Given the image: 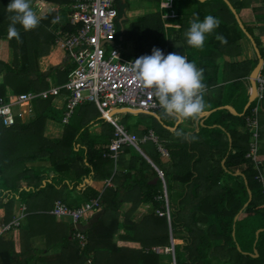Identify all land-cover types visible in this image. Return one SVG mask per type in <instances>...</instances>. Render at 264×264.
Instances as JSON below:
<instances>
[{"label": "trees", "instance_id": "trees-1", "mask_svg": "<svg viewBox=\"0 0 264 264\" xmlns=\"http://www.w3.org/2000/svg\"><path fill=\"white\" fill-rule=\"evenodd\" d=\"M50 1L65 0H43ZM154 1L159 6L161 0ZM10 2L0 0V40L7 39L11 50L10 59L0 57V96H4L7 85L17 94L45 89L53 69L63 64L69 70L74 67L66 59L48 71L39 70L38 58L55 44L58 35L70 29L67 24H53L54 13L48 12L39 16L40 23L33 30L24 31L17 25L22 41L17 42L7 32L9 17L13 15L6 9ZM258 2L262 6L254 4ZM172 6L176 10L175 17L162 19L159 9L147 12L140 22H130V26L124 28L122 38L131 37L134 23H141L142 44L137 45L139 51L147 53L145 55H151L153 48L167 50L168 54H181L186 49L188 61L201 67L205 85L217 83L221 70V79L229 80L223 103H231L237 113L217 109L192 131L179 125L170 131L167 126H173L176 119L163 116L161 121L153 119L154 123L143 131L152 128L169 150L167 164L152 142L143 143L152 145L148 151L139 144L164 173L166 203L162 179L133 146L124 145L116 160L106 155L113 135L112 124L108 123V131L98 136L89 135L87 126L75 132L66 126L61 138H48L43 135L46 120L60 121L61 116L50 99H35V112L27 123L0 127V223L19 218L17 226L12 224L0 234V264H173L172 252H165V248L171 247L175 264H264V193L262 184L255 178L258 174L255 163L245 156L251 138L245 117L253 102L243 115L238 114L248 99L243 78L249 75L251 63H233L230 69L223 63V68L219 69L215 61L222 50L233 47L239 37L233 40L228 35L227 28L237 23L231 7L238 15L246 9L264 11V0H172ZM122 13L120 6L119 16ZM194 14H198L201 21L209 14L221 21L212 34L206 35L202 50L189 46L185 37ZM239 18L244 29L238 28L250 34L264 61V48L254 31L255 26L243 21L240 15ZM165 21L179 26L164 27ZM263 21L258 19V22ZM216 34L225 36L227 44L216 40ZM147 38L150 39L146 41ZM37 42L44 44L41 52L34 50ZM220 105V100L215 101L216 107ZM230 123H233L231 127ZM258 153L264 154V143L260 144L259 136ZM44 158L52 170L50 180L45 172L33 166ZM257 167L264 173V159ZM110 175L114 187H106L101 193L85 187L81 192L87 201L100 196V206L82 230L86 235L82 246L73 235L72 224L57 219L49 211L55 200L73 207V199L68 201L67 192L85 179ZM53 189L61 191V196L51 195ZM125 202L130 206L121 213ZM141 203L150 204L152 210L135 220L133 214ZM119 230L122 233H118ZM115 234L120 240L138 242L140 247L117 245ZM171 238L181 242L171 246ZM155 248L162 251L157 252ZM166 258L168 263H165Z\"/></svg>", "mask_w": 264, "mask_h": 264}, {"label": "built area", "instance_id": "built-area-1", "mask_svg": "<svg viewBox=\"0 0 264 264\" xmlns=\"http://www.w3.org/2000/svg\"><path fill=\"white\" fill-rule=\"evenodd\" d=\"M119 4L120 0H66L64 4H57L54 9L57 12L55 17H60L58 14L61 10H65L64 25L67 24L70 30L58 35L55 44L65 51L67 59L74 64L71 74L60 85L38 92L28 91L10 93L9 97L0 96V126L11 127L29 116L32 110L31 103L36 98L57 97L63 91L65 97L62 122L68 121L79 104L93 102L101 117L114 125L107 156L116 159L124 145L137 148L139 142L146 141L154 142L158 151L168 156V151L152 131L138 138L134 133L127 132L122 125L117 124L111 116L116 110L156 115V110L160 108L151 90L145 89L132 73L126 71L125 64L133 62L141 55L129 60L123 59L119 49L115 47L118 37ZM48 7L46 9L52 11ZM108 44L113 46L107 48ZM162 51L165 55L168 54L166 50ZM250 93L254 95L253 106L245 117V125L251 131V140L245 156L257 165L259 162L257 160L258 114L264 103V61L256 72L255 90L250 87ZM14 106L17 107L15 110ZM158 173L163 176L160 169ZM255 178L262 184L264 193V173H258ZM99 206L100 196L75 207H70L61 200H55L49 212L57 219L72 224L75 229L73 235L83 246L86 243V235L79 228V224L87 212L94 211ZM21 216L22 214L19 217ZM18 223L19 218H14L8 223H0V234L10 229L12 224L17 226ZM155 251L159 252L162 249L155 248ZM169 251L173 252V247L165 248V252Z\"/></svg>", "mask_w": 264, "mask_h": 264}, {"label": "crops", "instance_id": "crops-1", "mask_svg": "<svg viewBox=\"0 0 264 264\" xmlns=\"http://www.w3.org/2000/svg\"><path fill=\"white\" fill-rule=\"evenodd\" d=\"M36 1H39L40 3H42L41 4V6H42L41 8H47L48 5H49L48 9L50 8L52 10V11H49V12L54 13V18H55L57 12H55L54 9L56 8L57 4H59L60 2L50 1L48 3H45V2H43V0H36ZM161 2L162 1H160V3H159L160 8H168L169 11H171V9L169 7H163L161 5ZM171 2H172V0H171ZM45 4H46V6H45ZM172 9H174L173 6H172ZM174 10H172L173 11L172 15H166L165 17L162 16V18H167V17L173 18V17H175L177 14H176V11H174ZM246 10H248V12L251 13V15L249 17H247V19L244 18V16H246L248 14L247 11L244 12V10H242L239 13V15L242 17L241 19L243 21L255 26L254 31L258 35V37H259V39L261 41V44H262V46L264 48V21L263 22H258V19H261V18L264 19V15H263V17L258 15V14L254 15V14H252L251 9H246ZM62 11H63V13H61ZM62 11L61 12L59 11L60 13L58 12L59 13L58 15H60L61 21L55 23V25L56 24H58V26L60 24L64 25V22L66 21V19H65L66 12H65V10H62ZM246 12H247V14H246ZM41 14H44L43 11L40 13V15ZM171 26L178 27L179 25L178 24H173ZM239 44L240 45L234 44V46L232 48L230 46V47L225 48L224 50H222L221 55L220 56L218 55V57H217L218 60H219V63H218L219 69L223 68V63L225 64V67L227 69H230V64L241 63L242 61H249L251 63L250 64V69L251 70L249 72V75H250L251 71L253 70V68L256 66V64L258 62V57H257L258 49L256 48L257 49V51H256L255 42L252 40V37H251V39H248V37L246 38L244 36L239 38ZM167 53H168V51H167ZM258 53H259V51H258ZM180 55H184V56H186L188 58L187 50L186 49L182 50V53ZM141 56H143V55H141ZM66 59H67V57H66L65 51L58 44L51 45L48 48V51L46 52V54H44V55H42V56H40L38 58L39 70L40 71H48L51 66H53V65L56 66V65L62 64V63H64L66 61ZM197 67H200V66H197ZM72 69L69 70L68 66L66 64L61 65L60 68H58V69H53L51 71V74L47 78V83H48L47 88H49L51 86L60 85L61 83L65 82L67 80V78L70 76ZM208 71H210V69ZM249 75L246 78H243V82H244V84H245V86L247 87V90H248V97L250 95V87H251V83L249 81ZM221 76H222V74H221V70H220L219 73H218V82L215 83V84L211 83V84H207L206 85L207 86V90H206V92L204 94V99L206 101V109H205V111L200 116H198L195 119H176V121L174 122L173 126H169V125L167 126V128L170 131H173L177 125H179L181 128H183L186 131H192L193 129L196 130L197 129V123L201 124L203 122V120L207 116H209L212 112L216 111L217 109H222V108H218V107H220L222 105H225L223 103V101H224V97L226 96V94L228 92L229 80L228 79L222 80ZM204 78L206 79L205 76L203 77V73H202V82L203 83H205V81H204L205 79ZM220 87H222L221 88V92H222L221 96L218 95V91H219L218 89ZM47 88H45V89H47ZM41 90H43V89H41ZM38 91H40V90H38ZM64 97H65V93L62 91L60 93V95L57 96V97L45 98V99H50V103L52 104V106L56 107L57 111L58 110L59 111L62 110V113H60V116H61L60 121H55L53 119L46 120L45 125H44V130H43V135L45 137H48V138H61L63 136L64 132H65V127L66 126L67 127H71L74 132L75 131H83L84 126H87V133L89 135H95V136L96 135L97 136L100 135L102 132L108 131V129L110 128L108 123H110V124H112V123L107 121V120H105L104 118H102L104 120H97V118H94V116H93V108H96V110L98 112H99V110H98L97 106L93 102H83V103L79 104L78 106L75 107V109H74L73 113L71 114V116L69 117L68 121L66 123L62 122V116H63V113H64V99H63ZM36 99H38V98H36ZM39 99H44V98H39ZM217 100L218 101L220 100V102H222V105L216 107L215 106V101H217ZM87 103H90V104H87ZM226 105H228L230 107V110L235 111L234 108L232 107L231 103L226 104ZM31 106H32V110H31V113L29 114V116L24 117V119L22 121H18L17 123H20V122L21 123H27L31 119V116H33L34 112H35V105H34L33 102L31 103ZM244 106L241 109V111L239 112V115H243L244 114V113L241 114L243 112V110H244ZM160 110H161V108L156 110V115L155 114L137 113V114H139L141 116L144 115V117H145V120H143L144 123L138 122L136 130L134 132H130V133H134L138 138H141L143 135L147 134L149 131L153 132L152 128H150V127L147 129V132H143L147 128V126L150 124V122L148 121V119H146V117L151 116L152 119L161 121L163 117L161 116V114L159 112ZM116 112H122V111L116 110L113 113H116ZM261 112L262 113L259 112V114H258V120H259L258 121L259 122V130L258 131H259V138H261V141L263 142L264 141V103H263V107L261 109ZM130 113H135V112H130ZM112 119L117 124L122 125L126 129L124 124L119 123L116 120V118H112ZM112 126H113V131H114V125L112 124ZM0 127H4V126H0ZM248 130H249V128H248ZM127 132H129V131H127ZM76 137H77V135H76ZM81 138H82L81 134L78 135V141L79 142L81 141ZM249 139L251 140V138H249ZM250 140H249V142H250ZM146 142H152V141H146ZM146 142H139L137 148L140 149L143 152V154L146 157L143 156V155L142 156L149 163H151V162L153 163V161L150 159V157L139 146V144H141V143L143 144V143H146ZM249 142H248V146H249ZM152 143L155 145V147L157 149L156 144L154 142H152ZM160 143H162V141ZM163 146L166 148V146L164 144H163ZM166 150L168 151V156H164V155H162L160 153L161 154L160 157H161V160L164 163L169 164L168 161L170 159L169 158L170 154H169L168 148H166ZM119 153H120V151H119ZM117 157H116V159H117ZM109 158H111V157H109ZM112 159H114V158H112ZM261 159H264V154H261ZM46 161H47L46 159H41V160L37 161L35 163V167L37 168V170H39L41 172L49 171L48 173L50 174V173H52V170H51L50 167L46 166V164H45ZM42 166H46L47 170H43ZM159 169L160 168L157 167V169H156L157 173H158ZM158 176L162 179L163 184L165 186L164 173H163L162 177L159 175V173H158ZM100 178L101 179H85V181L83 183H81L79 186H76V187L72 188L71 191H73L74 193L71 194L72 193L71 191H70L71 193H69V195L67 193L68 201H69V198L73 199V200L71 199L73 201V202H71V206H73V207L80 206L81 204H83L84 202L87 201V199L85 197H83V195L79 194V193L82 192V190L85 187L93 188L94 190H97V192H99V193L103 192V190H105L106 187H114V184L111 181V175L110 176H106V177H100ZM175 184L179 185V183H177V182H175ZM75 193H78V195H75ZM164 196H165V199H166V203H168V201H167L168 198H167V193H166V188L165 187H164ZM90 199H93V198H90ZM129 206H130V203H128V202L123 203L122 207H121V213H124L126 211V209L129 208ZM22 209H23V206L20 208V212H19L20 215H21V210ZM151 210L152 209H151L150 204L141 203L138 206V208L135 210V212L133 214V219L138 220L141 217H143L144 215L150 213ZM92 214H93V211L87 212L85 217L81 220V222L79 224V228L81 230L84 231L85 227L87 226L89 217L92 216ZM118 233H122V231L119 230ZM114 240L117 243V245H119V246H126V247H130V248H138V247H140L138 242L120 240L118 238L117 234H115ZM177 240H178V242H181L180 239H177ZM177 240L174 241V243H177Z\"/></svg>", "mask_w": 264, "mask_h": 264}, {"label": "clouds", "instance_id": "clouds-1", "mask_svg": "<svg viewBox=\"0 0 264 264\" xmlns=\"http://www.w3.org/2000/svg\"><path fill=\"white\" fill-rule=\"evenodd\" d=\"M11 21L8 36L22 42L20 25L24 31L38 27L40 18L32 7V0H11L6 7ZM57 16L52 23L59 22ZM221 24L220 19L206 15L201 21L198 14L190 21V27L185 32L187 44L192 48L202 50L206 35H210ZM215 39L221 44H227V38L216 34ZM126 71L145 88L151 90L158 100L162 114L174 119H195L206 109L204 94L207 86L202 82V70L187 57L177 53L165 55L159 48H153L151 55H143L133 62L125 64Z\"/></svg>", "mask_w": 264, "mask_h": 264}, {"label": "rangeland", "instance_id": "rangeland-1", "mask_svg": "<svg viewBox=\"0 0 264 264\" xmlns=\"http://www.w3.org/2000/svg\"><path fill=\"white\" fill-rule=\"evenodd\" d=\"M66 1V0H65ZM65 1L64 2H60L59 4H64L65 3ZM162 2H161V5L163 6V7H169L170 9H171V11H169V9L168 8H159V6H158V4H157V2L156 1H154V0H125V2L124 3H120V6L122 7V9L123 8H127V9H125L124 10V13H125V15H126V19L124 20V23H123V25H124V28H128L130 25H129V23L131 22V23H133V22H140V20L139 19H141V17L145 14V13H147V12H149V13H153V11H155L156 9H159V12H160V14L162 15V16H166V15H172L173 14V11L172 10H174V9H172V2H171V0H161ZM41 4L42 3H40L39 1H36V0H32V7H33V9H34V11H36V13H37V15H38V17L40 16V13L43 11V13H48L49 11L46 9V8H41L42 6H41ZM256 6H262V4L260 5V3L258 2V3H254ZM166 5V6H165ZM169 5V6H168ZM45 6H46V4H45ZM62 11V10H61ZM174 11H176V10H174ZM245 11H247L248 12V10H244V12ZM252 11V10H251ZM247 12H246V14H247ZM61 13H63V11L61 12ZM252 14H254V15H260V16H262L263 17V15H264V11H262L261 9H258L257 11H252ZM251 15V13L250 12H248V14L246 15V16H244V18L245 19H247V17H249ZM239 16V15H238ZM168 18V17H167ZM256 18V17H255ZM138 19V20H137ZM162 19H165V18H162ZM263 18H261V20H262ZM237 20V19H236ZM235 23V22H234ZM164 24V27H169V26H171V25H173V24H170V23H168V22H164L163 23ZM232 24V23H231ZM238 26H240L239 25V23L237 22V23H235L234 25H231V26H229L227 29H228V31H229V36H230V38L231 39H235L236 37H238V35H239V37L238 38H236V45H240L239 44V38H241V37H248V35L246 34V31H244L243 29H239L238 28ZM142 26H141V23H134V25L132 26V36L131 37H128V36H126V37H123L121 40H119L118 39V37H117V39H116V42H115V47H117L118 49H119V52H120V55H121V57L123 58V59H127V60H129V59H132V58H134L135 56H137V55H145V54H147V53H145V52H141V51H139L138 50V45L137 44H142V41H141V37H142V28H141ZM174 27H176V26H174ZM223 29H224V27H222ZM242 28V27H241ZM118 30H119V25H118ZM237 31V32H236ZM55 32H56V30H55ZM140 35H141V37H140ZM243 35V36H242ZM150 38H147L146 39V41H148ZM248 39H249V37H248ZM43 41H45V39H43ZM46 42V41H45ZM251 42V41H250ZM113 45H111V44H108L107 45V48H110V47H112ZM34 47H35V49L34 50H36V49H38L40 52L44 49V44H43V42H37V43H35L34 44ZM232 48V47H231ZM34 54V53H33ZM0 57H2L3 59H10L11 58V50H10V48H9V46H8V41H7V39H2V40H0ZM215 61L217 62V63H219V60H218V58H216L215 59ZM37 64H38V60H37ZM255 66V65H254ZM205 79V78H204ZM17 94L16 93V91L15 92H13V87H11V86H6V88H5V93H4V96H7V97H9L11 94ZM10 94V95H9ZM226 105V104H225ZM223 106V105H222ZM17 107L16 106H14L13 107V109L15 110ZM215 108V107H214ZM223 109V108H222ZM160 112V114H161V116L163 117L164 115L162 114V110H160L159 111ZM58 115H60V113H62V110H58L57 112H56ZM260 113H262V112H260ZM223 114H225V113H223ZM239 114V113H238ZM93 116H94V118H97L98 120H103L102 119V117H101V115H100V113L96 110V108H93ZM112 118H116V120L119 122V123H122V124H124V126L126 127V129H127V131H129V132H134L135 130H136V127H137V125H138V122H140V123H144L143 122V120H145V117L144 116H141V115H139V114H137V113H130V112H116V113H113L112 115ZM165 117V116H164ZM146 119H148V121L152 124V123H154V121H153V119L151 118V116H149V117H146ZM233 120H235V119H233ZM56 121V120H55ZM233 125V123H230L229 124V126L231 127ZM259 142H260V144H262V143H264V141L262 142L261 141V138H259ZM142 148H144V149H146L147 151L148 150H151L152 149V146H151V144L150 143H147V144H143L142 145ZM136 149V148H135ZM136 151H138L137 149H136ZM44 159H46V158H44ZM257 160L258 161H260L261 160V154H259L258 153V156H257ZM34 164V165H33ZM32 165L33 166H35V163H33ZM46 166L47 167H49V164H48V161H46ZM256 165V164H255ZM46 166H42L43 167V170H47L46 169ZM256 168H257V170H258V173H262V171L257 167V165H256ZM37 169V168H36ZM49 169V168H48ZM49 171H47V172H45V174H47V180H50L51 178V176H50V174L48 173ZM59 187V186H58ZM59 190V189H58ZM61 190V189H60ZM69 192L70 191H68L67 193H68V195H69ZM72 193L71 194H73L74 192L73 191H71ZM61 194H62V192L61 191H56V190H52V193H51V195H54V197H59V196H61ZM66 194V191L65 192H63V195H65ZM79 194H81V193H79ZM75 195H78V193H75ZM82 195V194H81ZM35 203H34V206L33 207H35ZM1 213H2V211H1ZM14 239L16 240L17 239V237H16V232H15V234H14ZM177 240V239H176ZM177 242H178V240H177ZM15 245H16V248H18L19 246H18V242H16L15 243ZM238 248V247H237ZM159 252H161V251H159ZM165 263H168V258H166L165 259ZM225 264H228V263H225Z\"/></svg>", "mask_w": 264, "mask_h": 264}, {"label": "water", "instance_id": "water-1", "mask_svg": "<svg viewBox=\"0 0 264 264\" xmlns=\"http://www.w3.org/2000/svg\"><path fill=\"white\" fill-rule=\"evenodd\" d=\"M120 1H121V3H124V2H125V0H120ZM200 1H204V0H200ZM124 10H125V8H123V13L118 17V20H117L118 25H119V34H118V39H119V40L122 39V34H123V31H124L123 21L126 19V15L124 14ZM231 10L233 11V13H234V15H235V18L237 19V22L239 23L240 27L244 28V26H243V24H242V22H241V20H240V18H239V16H238V14L235 12V10H234L232 7H231ZM246 34L248 35L249 39H251L250 34H248L247 32H246ZM255 49H256V47H255ZM256 51H257V49H256ZM257 57H258V62H257L256 66L253 68V70L251 71V73H250V75H249V81H250V83H251V89H252V90H255V76H256V72H257L258 68L260 67V65L262 64V62H263V59H262L261 55L258 53V51H257ZM197 68L201 70L200 67H197ZM201 79H202V77H201ZM253 98H254L253 93H250V95H249V97H248V100H247V102H246V104H245V106H244V110H243V112H242L241 114L244 113V111H245L246 108L250 105V103H251V101L253 100ZM218 108H224V109H227V110L231 111V112L234 113V114L237 113V112H235V111L230 110V107H229L228 105H223V106H220V107H218ZM137 150L141 153V155L145 156V155L143 154V152H142L140 149L137 148ZM145 157H146V156H145ZM223 161H224V160H223ZM223 161H222V162H223ZM151 164L157 169V167H156L152 162H151ZM164 187H165V186H164ZM250 197H251V194H250V192H249V198H248V201L250 200ZM237 217H238V215H236L234 219H236ZM257 232H258V231H257ZM257 232H256V234H257ZM173 244H174V239L171 238V246H172ZM254 255L256 256V253H254ZM172 259H173V264H175V261H174V254H173V252H172Z\"/></svg>", "mask_w": 264, "mask_h": 264}, {"label": "bare ground", "instance_id": "bare-ground-1", "mask_svg": "<svg viewBox=\"0 0 264 264\" xmlns=\"http://www.w3.org/2000/svg\"><path fill=\"white\" fill-rule=\"evenodd\" d=\"M174 241H176V240H174Z\"/></svg>", "mask_w": 264, "mask_h": 264}]
</instances>
